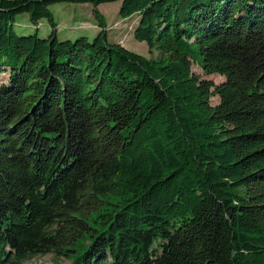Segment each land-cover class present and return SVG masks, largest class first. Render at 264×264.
<instances>
[{"label": "trees", "instance_id": "obj_1", "mask_svg": "<svg viewBox=\"0 0 264 264\" xmlns=\"http://www.w3.org/2000/svg\"><path fill=\"white\" fill-rule=\"evenodd\" d=\"M56 2L98 31L58 39ZM0 73V264H264V0H0Z\"/></svg>", "mask_w": 264, "mask_h": 264}, {"label": "rangeland", "instance_id": "obj_2", "mask_svg": "<svg viewBox=\"0 0 264 264\" xmlns=\"http://www.w3.org/2000/svg\"><path fill=\"white\" fill-rule=\"evenodd\" d=\"M118 6L119 1L97 5V10L102 14L105 21L108 41L119 43L128 50L144 57H154L155 52L149 51L144 42H138L132 37V29L137 20L136 15L122 19L117 14ZM48 9L56 23L55 30L58 39H73L79 34L91 38L99 29L91 14L89 3L56 2L48 5ZM35 28H37L36 33L40 37H45L50 30L45 18L38 21V26H32L26 13L16 15L12 23V29L18 35L30 34L34 32ZM190 70L200 78L208 79L213 83H219L223 80V76L218 74H204L196 64H192ZM6 76V73H0V83L6 79ZM217 101L216 96L210 98L211 105L216 104ZM24 262L27 264H68L69 260L63 256H55L53 253L47 252L29 256Z\"/></svg>", "mask_w": 264, "mask_h": 264}]
</instances>
